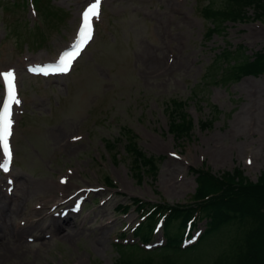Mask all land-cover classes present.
Listing matches in <instances>:
<instances>
[{"label": "rangeland", "instance_id": "rangeland-1", "mask_svg": "<svg viewBox=\"0 0 264 264\" xmlns=\"http://www.w3.org/2000/svg\"><path fill=\"white\" fill-rule=\"evenodd\" d=\"M24 1L0 0V71L16 69L25 98L14 113L16 184L10 196L7 177L0 175V264H118V243L164 246L161 229L148 247L133 235L141 221L133 199L192 203L197 185L190 168L216 175L237 168L257 182L264 171V75L223 84L212 62L222 49L240 44L249 56L264 52V17L206 41L212 23L201 9L211 2L221 9L222 0H108L96 40L73 73L41 80L26 75L25 65L54 59L68 46L85 0H35L37 13ZM2 92L0 82V101ZM174 100L193 124L192 136L183 140L168 132ZM202 122L210 127L202 130ZM125 129L120 143L105 146ZM131 136L158 158V174L142 182L125 150ZM63 176L70 177L66 187L59 184ZM81 188L99 193L83 196L80 214L63 219L60 210L57 216L51 211L63 194ZM126 205L132 206L125 215L119 208ZM31 225L32 231L16 234ZM204 226H196L188 246ZM173 227L178 234L176 221ZM235 237V228H223L196 248L170 254L212 264Z\"/></svg>", "mask_w": 264, "mask_h": 264}, {"label": "trees", "instance_id": "trees-1", "mask_svg": "<svg viewBox=\"0 0 264 264\" xmlns=\"http://www.w3.org/2000/svg\"><path fill=\"white\" fill-rule=\"evenodd\" d=\"M209 5L201 9L205 20L212 23L204 35L206 41H211L217 35L224 36L230 26L234 27L250 20L249 13L252 10L256 20L264 17V0H222L221 9L213 8L212 2ZM245 50L247 49L244 46H239L234 51L231 47H227L216 55L212 65L216 64L220 67V82L229 84L245 76L264 75V52L259 51L249 56ZM213 71L215 74L218 73L216 69ZM179 102L181 101L174 100L168 107L171 108L169 133L175 139L183 140L191 135L193 124ZM210 124L202 122L201 128L206 130ZM123 132L125 133L126 130ZM128 139L131 141L128 142L125 150L132 155L134 171L139 182H142L145 175L152 177L157 175L158 158L148 156L133 141V136ZM119 142L120 140L116 139L105 141V145L113 148ZM192 173L196 176L197 182L193 203L175 207L164 203L150 207L155 209L152 215L158 213L167 215L165 232L168 245L161 250L146 252L149 255L143 256H138L137 251L143 249L137 245L115 246L119 252L118 264H190L173 259L170 253L176 255L185 252L180 248V243L187 221L194 218L207 221L208 228L202 241L223 228L236 229V237L229 249L220 254L212 264H264V171L257 182L251 181L237 168L220 175H215L205 168H194ZM107 181L112 185L109 179ZM135 203L141 206L140 201ZM153 219L154 216L137 233L144 241H149L152 237ZM175 221L178 223V234H173ZM156 257H160V260Z\"/></svg>", "mask_w": 264, "mask_h": 264}, {"label": "snow or ice", "instance_id": "snow-or-ice-1", "mask_svg": "<svg viewBox=\"0 0 264 264\" xmlns=\"http://www.w3.org/2000/svg\"><path fill=\"white\" fill-rule=\"evenodd\" d=\"M102 0H95L83 13L84 30L80 33L81 42L76 46L74 51L67 56L64 60H61L58 68L49 69V71L55 72H67L69 70L71 61L79 55L81 48L86 40L92 38L91 20L100 14ZM3 77V81L7 86V101H0V156L5 157L6 162L0 163V170L8 172L12 161V148L10 146V138L13 135V105H19L20 100L17 97L15 76L13 72L8 71L0 74ZM74 139H79L75 137Z\"/></svg>", "mask_w": 264, "mask_h": 264}, {"label": "bare ground", "instance_id": "bare-ground-1", "mask_svg": "<svg viewBox=\"0 0 264 264\" xmlns=\"http://www.w3.org/2000/svg\"><path fill=\"white\" fill-rule=\"evenodd\" d=\"M90 45H91V43H90ZM90 45H89L88 47H90ZM88 47L85 49V51L83 52V54L81 55V57L75 62L76 64H75L74 67H76L77 62L80 61V59L83 57L84 53H86V51L88 50ZM74 67H73V69H72V71H71L70 74L73 73ZM70 74H69V75H70ZM35 79H36V78H35ZM7 188H8V187H7ZM77 195H78V196H81V195H82V192H79ZM69 204H71V199L65 203V207L68 206ZM58 229H59V230H60V229H61V230H64V228H63L62 226H59ZM32 230H33V227H32V225H31V226L27 227L26 229H23V230H19V229H18V230H16V234H18L19 236H22V235H24L25 233H27V232H29V231H32ZM59 232H61V231H59ZM19 239H20V237H19Z\"/></svg>", "mask_w": 264, "mask_h": 264}]
</instances>
